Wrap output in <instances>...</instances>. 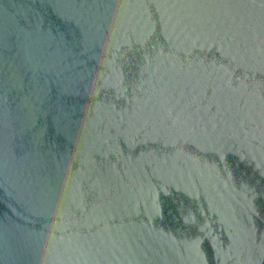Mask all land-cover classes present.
<instances>
[{
	"label": "water",
	"instance_id": "water-1",
	"mask_svg": "<svg viewBox=\"0 0 264 264\" xmlns=\"http://www.w3.org/2000/svg\"><path fill=\"white\" fill-rule=\"evenodd\" d=\"M0 264H264V0H0Z\"/></svg>",
	"mask_w": 264,
	"mask_h": 264
}]
</instances>
